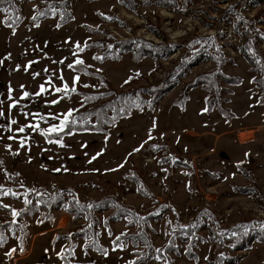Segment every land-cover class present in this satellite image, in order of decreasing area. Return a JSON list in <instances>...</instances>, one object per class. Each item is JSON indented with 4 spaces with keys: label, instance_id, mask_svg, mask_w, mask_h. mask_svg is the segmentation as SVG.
I'll list each match as a JSON object with an SVG mask.
<instances>
[{
    "label": "rangeland",
    "instance_id": "obj_1",
    "mask_svg": "<svg viewBox=\"0 0 264 264\" xmlns=\"http://www.w3.org/2000/svg\"><path fill=\"white\" fill-rule=\"evenodd\" d=\"M169 4L0 0V264H62L72 242L71 264H264V0ZM201 75L219 88L196 86ZM165 82L174 87L157 96ZM85 93L97 95L87 109L117 98L134 106L114 125L102 121L106 132L58 137L72 117L96 124L97 113L82 116ZM32 190L113 206L93 209L95 239L72 236L86 221L64 206L4 227Z\"/></svg>",
    "mask_w": 264,
    "mask_h": 264
},
{
    "label": "trees",
    "instance_id": "obj_2",
    "mask_svg": "<svg viewBox=\"0 0 264 264\" xmlns=\"http://www.w3.org/2000/svg\"><path fill=\"white\" fill-rule=\"evenodd\" d=\"M167 1H169V3H171V1H174V0H159V2L161 4L163 3L164 5H170ZM129 6L133 7V4L131 3V4H129ZM43 15L44 14L39 15V18L43 17ZM48 15H50V14H48ZM11 19L12 18H10V22L8 20H6L7 21L6 23L9 24L10 26H12V28H14L17 26L16 23H17L18 19H15V20H11ZM33 21L35 24H38V22L36 20H33ZM155 46H157V48L153 49L156 51L155 54L167 52V56L170 55V53H171L170 47H166L167 45L164 46V45L155 44ZM144 48H146V46H142L140 48L142 52L146 51V49H144ZM153 50H151V51H153ZM244 50H245V47H244ZM243 53L246 56V58L248 59V61L253 65L254 69L256 71H260L259 65L256 64L258 62L257 57L252 55V54H249V51H247V50L244 51ZM183 73H184V70H181V72L176 77H174V79H175L174 82H176L177 81L176 78ZM221 75L224 77L226 82L229 81V82L236 83L239 81L238 78H235L232 76H225L223 74H221ZM263 79H264V74H263V78L261 77L259 80H263ZM174 82H173V84H168L165 82L164 84H162V87L160 86L158 88H155V94L157 96L163 95L166 91H168L174 87ZM214 83H215V79L212 77V75L211 76L210 75H201L198 77L197 81L194 84L196 86L204 85L206 88H209V87L211 88L212 85H214L213 88L215 86H217V88H219L218 82H216L215 84ZM196 86H188V89L196 87ZM260 87L263 90V96H262L261 100H259V102L264 104V85H262ZM156 90H157V92H156ZM216 92H217V90H216ZM214 95H216V94H214ZM84 96L86 99V106H84L83 109H85V107H86V109L83 111L82 116H89V115H92L93 113H97L98 116H97L96 124H91L88 121L80 122V121H77L76 118L73 119V117H72L69 120V122L66 124V127L61 132H59L60 134L58 133L59 134L58 137H61V136L64 137L65 135H70L74 131H82V130L95 131L98 129L99 131H105L106 132L107 128H103L102 121L104 122L105 126L107 124L114 125L116 123V120H118L121 117L128 115L131 111V108L134 106L133 104L129 103L128 101L123 100L122 98H117L115 101L105 103V105L103 107L99 106L96 108L87 109V106L91 105L97 99V95L85 93ZM184 98L188 99L186 95L184 96ZM208 101H209L208 109L211 110L212 108L210 106L211 105L210 100H208ZM110 105L115 107L114 115L108 116L106 114L107 112H105L104 110H106V106H110ZM120 105H123V106L120 107ZM218 109H219L218 111L220 113L224 114L225 116H228L231 119L234 117V114H233V112H231L230 109H228V108H222V109L218 108ZM99 111H100V113H98ZM75 121L77 123H75ZM238 169H240L242 171L249 172L250 171V164L247 165L245 163H240V164H238ZM251 179H253V178H251ZM243 190H247V188H243ZM60 195H61V192H57L56 194H50V193H48L46 191H42V190H38V191L32 190L29 194V200H28L27 206L23 210L19 211L18 214L14 215V216H10L9 218L5 219L7 221H5L4 227L5 226L6 227L20 226L23 229V227L25 225L24 219H23L24 216L32 215L33 212L39 210L40 208L41 209L44 208L47 211V214L44 216L45 219L46 218L50 219V217H51L50 212L51 211L58 210L60 208H63L61 206H64L65 209H67V208L71 209V210L67 209L69 212L73 211L74 215L78 214L82 218H84L86 221V223L83 224L82 226H80V228L77 231L75 230L74 232L73 231L71 232L72 236H74V233H76L77 237L89 239L92 236L95 239L99 233V229L96 227V222L93 221V209H95V206H97V210H101V209H104L105 207L113 206V205L107 204L108 202H106V206L103 205L102 203H104V200L93 202L92 204H89V205H82V206H79L78 204H77L78 206L77 205H71L65 199L60 198ZM124 210H125L124 206H119L118 210H116V212H115V216H117V217L120 216V214L123 213ZM124 216H127V214H123L121 217H124ZM254 232H256V231H254ZM28 234H29V231L27 230L25 233V236H27ZM127 234L129 236V232H127ZM127 234H123L119 239H117L115 242V245L120 244V241L124 240V238L127 237L126 236ZM64 238H65V236H64ZM238 241H239L238 238H236V243H234L233 247H237L239 245ZM24 244H25V242H24ZM76 246H77L76 242H72L71 244H68V246L64 252V255H63L62 264H71L72 263L71 260L69 261V257L70 258L74 257V250H75ZM88 247L93 248L95 251H98L101 254L107 253L105 248L100 249L97 246H94V245L91 246V244H89V243H88ZM25 254H27L25 250H24V252L23 251L21 252V255H25ZM230 258H234V257H230Z\"/></svg>",
    "mask_w": 264,
    "mask_h": 264
},
{
    "label": "crops",
    "instance_id": "obj_3",
    "mask_svg": "<svg viewBox=\"0 0 264 264\" xmlns=\"http://www.w3.org/2000/svg\"><path fill=\"white\" fill-rule=\"evenodd\" d=\"M48 232V231H47ZM48 236V234H46V231L45 232H43V233H39L38 235H36L35 236V239L34 240H32V244L33 243H37V241L42 237V236ZM61 241V238H59V240H58V242H60ZM31 244V248H29V250H28V252H27V254H25V255H19L20 256V258L21 259H27V258H29L30 256H31V254H32V250H33V245ZM68 246V243H66V246H65V248H64V250L66 249V247ZM32 249V250H31ZM31 250V251H30ZM46 250V249H45ZM65 251H63V253H64ZM74 253H75V250H74ZM64 254H62L61 255V257L63 256ZM75 255H76V253H75ZM75 257V256H74ZM71 258H73V257H71ZM71 258H70V260H71ZM72 262V261H71ZM60 264H61V262H60Z\"/></svg>",
    "mask_w": 264,
    "mask_h": 264
},
{
    "label": "snow or ice",
    "instance_id": "obj_4",
    "mask_svg": "<svg viewBox=\"0 0 264 264\" xmlns=\"http://www.w3.org/2000/svg\"><path fill=\"white\" fill-rule=\"evenodd\" d=\"M33 19H35V18H33ZM41 90L43 91V86H41ZM57 91H60V89H57ZM25 95H27V93ZM53 103H55V101H53ZM58 130H62V128L61 129H57L56 127H53L51 129H49L50 132H54V131H58ZM20 131L22 132V131H24V129L21 128ZM16 214H18V213L14 212V215H16Z\"/></svg>",
    "mask_w": 264,
    "mask_h": 264
}]
</instances>
